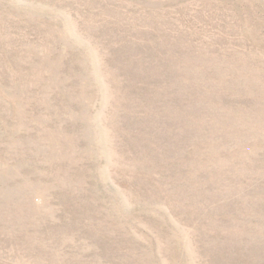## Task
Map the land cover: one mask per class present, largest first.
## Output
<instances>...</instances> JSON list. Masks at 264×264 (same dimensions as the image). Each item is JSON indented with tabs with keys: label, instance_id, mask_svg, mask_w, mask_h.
<instances>
[{
	"label": "rangeland",
	"instance_id": "1",
	"mask_svg": "<svg viewBox=\"0 0 264 264\" xmlns=\"http://www.w3.org/2000/svg\"><path fill=\"white\" fill-rule=\"evenodd\" d=\"M0 264H264V0H0Z\"/></svg>",
	"mask_w": 264,
	"mask_h": 264
}]
</instances>
